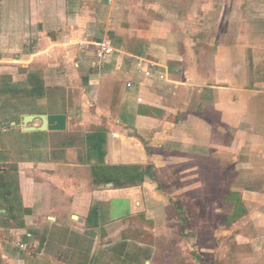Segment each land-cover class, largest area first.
Segmentation results:
<instances>
[{"label":"crops","instance_id":"1","mask_svg":"<svg viewBox=\"0 0 264 264\" xmlns=\"http://www.w3.org/2000/svg\"><path fill=\"white\" fill-rule=\"evenodd\" d=\"M18 2H0V264H264V46L247 43L264 39V0H36L51 11L49 27L33 21L38 32ZM187 28L232 40L210 51L207 79L187 65ZM104 39L114 52L96 66ZM139 58L167 80L138 70ZM35 84L37 107L21 91ZM74 95L93 109L71 111ZM53 113L67 115L66 129H25V115ZM94 165L145 175L115 185ZM212 230L224 235L219 257L207 253Z\"/></svg>","mask_w":264,"mask_h":264},{"label":"rangeland","instance_id":"2","mask_svg":"<svg viewBox=\"0 0 264 264\" xmlns=\"http://www.w3.org/2000/svg\"><path fill=\"white\" fill-rule=\"evenodd\" d=\"M32 1H34V3L36 4L37 2H36V0H23V2H18V8H17V15L18 16H20L21 18H23L22 19V21H25V18H26V20L27 19H30V20H32V22L31 23H28L29 25H31L30 27L28 26H26L28 29L30 28L31 30H33L34 32H38L37 30H38V23L37 22H33V21H35V19H39V18H41V17H43V24H44V26H48L49 25V23L47 24V19L48 20H50V16H51V11H47V9H41L40 7H34L33 5H34V3H32ZM0 2H1V0H0ZM44 4V2H41L40 3V5H43ZM46 4V5H45ZM45 7L46 8H49V1L46 3L45 2ZM33 7L36 9V10H34L33 9ZM7 9L8 8H4V9H2V3H0V16H1V14H3V15H5V13H6V11H7ZM263 9H264V7H263ZM199 10H201V9H198V13H199ZM33 11V12H32ZM202 11V10H201ZM256 14H258V8H256V9H254V8H252V10H251V13L249 14L250 16H249V18L248 19H251V24H250V26H249V29L250 30H252L251 32H253L254 34L255 33H257V32H259V28H258V26H259V24L258 23H256V20H257V16H256ZM41 16V17H40ZM21 21V22H22ZM39 22V21H38ZM23 24H25L24 22H22ZM199 25H201V24H199ZM199 25H197V29L196 30H201V29H204V27H201V26H199ZM50 26V25H49ZM48 26V27H49ZM260 26L262 27V29H263V27H264V22H261L260 23ZM257 29L258 28V30H254V29ZM223 29H224V26H223ZM248 29V30H249ZM188 28L187 29H185L184 30V32H188ZM264 30V29H263ZM33 36H35V35H33ZM186 37H189V43H190V41H191V44H192V42H193V48L196 50V54H190V55H186L185 57H186V60H187V65H189V67L191 68V70H193V71H191V73H192V75L193 76H195V75H199V77L201 78V79H207V77H208V74L211 72V70H209L210 68H211V65H209V62L207 61L208 60V58H207V56L211 53V52H215V51H218V52H222L223 51V46H222V43L223 42H230V41H232V40H230V39H221V38H209L208 39V41L207 40H205V37L204 38H202V39H199V40H197L196 38H195V35L190 31V32H188L187 34H186ZM193 37H194V39H193ZM33 38H35V37H33ZM31 39V46H33L32 45V41L33 40H35V39ZM190 38H192V39H190ZM37 40V39H36ZM208 42V43H207ZM247 43H249V44H255V45H257V44H262L263 46H264V39H262V40H260V39H249L248 41H247ZM37 47V46H36ZM197 48V49H196ZM211 51V52H210ZM248 57H250V54H249V56ZM253 64V62H251V65ZM208 73V74H207ZM229 74H231V71L229 70ZM251 74H252V72H251ZM227 75V77H229L230 75H228V74H226ZM264 75V72L261 74V76H263ZM207 76V77H206ZM252 79H254V76L253 75H251V77H249V85L251 84V83H253L252 82ZM38 87L39 86H37L36 84L33 86H31V88L30 89H26V88H21V91L23 92V93H25L26 95H24L23 96V94H22V98L24 97V98H26L25 100H27V105H29V106H36L37 107V104L36 103H33V104H31V101H29V100H31V98L34 96V92H38ZM250 87H252L251 85H250ZM47 90V93L49 92V89H46ZM77 92V91H76ZM196 92H198V91H196ZM195 92V93H196ZM50 94L49 95H51V92H49ZM77 96V95H76ZM76 96L74 95V96H72L71 97V102H70V109H71V111H73V112H77V111H83L84 109H89V110H92L93 109V107L92 106H90V107H87L86 106V104H84V105H80V103L79 102H76L75 101V99H77L78 98V96H77V98H76ZM74 97V98H73ZM49 99H50V97H49ZM57 99H59V97L57 98ZM74 99V100H73ZM193 99H194V103H192V109L193 110H196V109H202L201 107H203V106H201V105H198V103H199V97H198V95H196V94H194V97H193ZM52 100V99H51ZM59 101H60V99H59ZM52 102V101H51ZM53 103V102H52ZM57 104H59L58 102H57ZM91 107H92V109H91ZM185 117V115L182 113L181 114V119L182 118H184ZM15 138V140L17 139V136L16 137H14ZM71 138V137H70ZM22 139V141H23V143L25 142V140L27 141V142H29V140H31V138H29L28 137V139H26L25 137H24V139H23V137L21 138ZM35 139H38V137H35ZM94 150H97V148H94ZM38 154V156H42V155H44V153H41V152H38L37 153ZM137 168H139V167H136V166H134V167H132V166H129V165H127V166H125V165H123V166H114L112 169L110 168V170H109V168H101V167H96V165H94V174L96 175V176H102V177H104V179H107L108 177H112V178H114L115 180L117 179V180H126V179H128V177H129V175L132 173H137V172H142V168H141V170H140V168L139 169H137ZM148 172V171H147ZM146 173V172H145ZM113 180V179H112ZM133 181V180H132ZM139 182H140V180H138V179H136V180H134L132 183H134V184H131V185H139ZM215 186V188L216 187H218L217 186V184H214ZM227 185V184H226ZM109 186H111V185H109ZM183 186H186V187H189V186H187V184L186 185H183ZM168 188H170L169 190H170V192H167L169 195H173V196H177L178 194H180L179 192H177V191H179V190H174L171 186H168ZM234 189V187L232 186L231 187V189ZM183 189V191L184 192H186L185 194L188 196V195H192V194H195V193H198L197 192V190L196 189H194L191 193L189 192V191H187V190H184V188H182ZM168 190V191H169ZM174 190V191H173ZM221 188H217V192H218V194H223L222 192H221ZM198 191H200V190H198ZM195 195H199V194H195ZM224 195V194H223ZM222 195V196H223ZM220 196V195H219ZM207 209V208H206ZM205 212H207V211H205V209L204 210H202V212L201 213H205ZM214 213H215V210H214ZM235 216V215H234ZM204 217H207V215H204ZM215 217L217 218V216L215 215ZM241 217V216H240ZM213 220V219H212ZM218 220V219H217ZM236 220H238V219H236ZM200 222V221H199ZM215 222V221H214ZM234 222H236V221H234ZM236 223H238V222H236ZM232 226V225H231ZM235 228V227H234ZM212 232H215L214 230H212ZM235 232V231H234ZM133 233L134 234H139L140 236H142V235H145L146 234V231L145 230H142L140 227H136L135 228V230L133 231ZM148 234V233H147ZM215 236H218L217 237V240H216V242L213 244V248H206V247H201V248H199V250H200V253L199 254H201V255H204V254H206V252H207V249L209 250L207 253L208 254H211V255H213V257L215 256V257H219L220 256V250H219V247H220V244H221V242L222 241H224V239L222 238L224 235H221V233H218L217 234V232H215ZM226 238V237H225ZM90 245H93V242H91V244ZM104 248H108V246H103ZM104 248H103V250H104ZM118 249H122V248H118ZM118 249H115V250H118ZM147 251H148V249H146ZM149 252V251H148ZM143 253V251L142 250H140L139 248L137 249V248H134V252H133V254H134V256L136 255H141ZM118 254H119V250H118ZM129 257V256H128ZM210 257V259H212V256H209ZM91 257H86V260H85V262H86V264H90L91 263ZM128 260H131V262H132V259L129 257L128 258ZM214 260V259H213ZM117 263L119 264V260L117 259ZM140 264H143V262L142 263H140Z\"/></svg>","mask_w":264,"mask_h":264},{"label":"built area","instance_id":"3","mask_svg":"<svg viewBox=\"0 0 264 264\" xmlns=\"http://www.w3.org/2000/svg\"><path fill=\"white\" fill-rule=\"evenodd\" d=\"M113 2V0H109ZM96 46L95 56L97 57L96 66L101 64L112 52H114V47L109 39H104L103 41L94 43ZM137 69L144 72V74L148 77L156 76L159 79L167 80L168 73L166 71L158 70V74H155V68L158 67V64L152 60H148L145 58H139L137 65ZM128 86H132V82L129 81L127 83ZM138 101H143L142 97L138 98ZM6 130V127L0 126V133ZM17 245L20 249L26 250L28 248V244L25 242H17Z\"/></svg>","mask_w":264,"mask_h":264},{"label":"water","instance_id":"4","mask_svg":"<svg viewBox=\"0 0 264 264\" xmlns=\"http://www.w3.org/2000/svg\"><path fill=\"white\" fill-rule=\"evenodd\" d=\"M40 118L42 124L40 126H29V124L35 119ZM23 123L26 130H63L67 127V115L64 113H53V114H41L25 115ZM108 185H112L111 183ZM149 264V262H147Z\"/></svg>","mask_w":264,"mask_h":264},{"label":"trees","instance_id":"5","mask_svg":"<svg viewBox=\"0 0 264 264\" xmlns=\"http://www.w3.org/2000/svg\"><path fill=\"white\" fill-rule=\"evenodd\" d=\"M107 168V167H106ZM108 168H110V167H108ZM137 169H139V168H137ZM95 175V174H94ZM144 172H137V173H131L130 175H129V177H128V179H126V180H124L122 183H127V182H129V181H131V180H136V179H138V180H142L143 178H144ZM112 179L115 181V185H119L120 184V182L121 181H119V180H115L114 178H112V177H108L107 179H106V181L105 182H110V181H112ZM119 181V182H118Z\"/></svg>","mask_w":264,"mask_h":264}]
</instances>
